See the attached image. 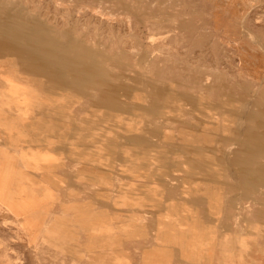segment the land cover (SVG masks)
Returning <instances> with one entry per match:
<instances>
[{"label": "rangeland", "instance_id": "rangeland-1", "mask_svg": "<svg viewBox=\"0 0 264 264\" xmlns=\"http://www.w3.org/2000/svg\"><path fill=\"white\" fill-rule=\"evenodd\" d=\"M0 22L76 73L17 76L0 33V264H264V168L235 165L264 164V0H0ZM14 76L38 92L4 103Z\"/></svg>", "mask_w": 264, "mask_h": 264}, {"label": "bare ground", "instance_id": "bare-ground-1", "mask_svg": "<svg viewBox=\"0 0 264 264\" xmlns=\"http://www.w3.org/2000/svg\"><path fill=\"white\" fill-rule=\"evenodd\" d=\"M0 33H2V35H4V37H6L7 39H11V42L6 44V46H7L6 48L13 49V52L10 54L11 58L15 62L20 64L17 76L19 75V73L22 75H25V74L30 75L32 72V69H36L40 72L50 73L57 78H59L62 74L65 76L68 74H73L74 76H76V73H73L71 71V68H72L71 64L68 62H62L59 58H57L54 54H52L51 48H50V46L47 45V42L45 40H43L39 43L35 40L29 39L28 37H26V35H24V33L20 32V31L9 32L6 29H0ZM41 45H42V47H41ZM17 76L11 77L7 81L8 89L4 90V101H3L4 103L5 102H8V103L16 102L13 99H15L16 97H19L20 95L26 94L25 91H23L21 94L15 95L14 93H15L16 88L26 89V91H28L29 93H34V94L38 92L37 91L38 89H35L33 87H27L26 86L27 83H25V85H23L24 87L18 86L14 82L18 78ZM17 82H20V81H18V79H17ZM65 86H66V83L62 87V89H64ZM35 90L37 92H35ZM112 92L113 91L109 90V93H112ZM16 105H18V104H16ZM16 105H10L9 107H7L9 112L11 110H13V111L15 110L14 113L19 111L18 107ZM244 106H247V105H244ZM18 114H20V113H18ZM243 128L244 127L242 125L238 126V132L242 133ZM233 151H235V150H233ZM260 153H261L260 148H255L254 150H252L248 154V156H245L244 159H241V161H238V162L236 161L235 165H238L237 163H239V164L245 165L246 167H256L257 169L260 170L261 168H264V164H258L257 160H256V157H258L260 155ZM230 155H231V153H230ZM15 192H16V190L12 191L11 193L14 194ZM17 205L20 206L21 204H17ZM244 243H245V241H244ZM232 250H234V249H232Z\"/></svg>", "mask_w": 264, "mask_h": 264}]
</instances>
